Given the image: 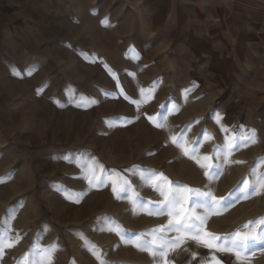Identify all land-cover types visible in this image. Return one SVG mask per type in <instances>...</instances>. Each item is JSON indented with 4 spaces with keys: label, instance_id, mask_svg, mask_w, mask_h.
<instances>
[{
    "label": "rangeland",
    "instance_id": "obj_1",
    "mask_svg": "<svg viewBox=\"0 0 264 264\" xmlns=\"http://www.w3.org/2000/svg\"><path fill=\"white\" fill-rule=\"evenodd\" d=\"M191 1L0 0V264H264V240L241 259L192 239L166 257L136 246L181 235L138 169L225 198L204 224L218 244L264 231V188L242 194L264 177V25L249 47L241 15L222 29ZM227 4L264 24V0ZM187 196L205 215L209 198Z\"/></svg>",
    "mask_w": 264,
    "mask_h": 264
},
{
    "label": "snow or ice",
    "instance_id": "obj_2",
    "mask_svg": "<svg viewBox=\"0 0 264 264\" xmlns=\"http://www.w3.org/2000/svg\"><path fill=\"white\" fill-rule=\"evenodd\" d=\"M243 139H245V141L247 142L250 138L243 137ZM173 142H176L175 138L173 139ZM178 147H181V145H178ZM192 151L193 153H195V149H193ZM184 154L188 155L187 150H185ZM192 158L195 159V155H193ZM205 159H208V157H205ZM197 163H200V161L197 160ZM201 167L210 168L211 166L202 164ZM138 171H142L145 173L144 178L146 180H153V177H155L161 181V185H163V187H161V185H155L157 191H159L160 194L164 197L163 201L160 202L161 207L157 210V214L167 212V214L172 217V219L169 220V224L172 226L173 229L181 233V235L177 236L175 239L169 240L167 238L162 237L159 241H157L155 235H153V238L150 241L142 240L143 234H141V236L137 237L136 241V246L140 248L141 251H148L153 256H156L158 254L161 257H166L167 250L174 249L175 247L179 246V243L183 240L192 239L203 247L209 249H216V251L218 252H231L237 257V259H241V253L247 251L249 240H264V231L257 235L253 230L243 235L240 231H237L230 238H226L225 241L219 244L216 243V241L219 240V237L206 232L204 229V224L209 215L219 214L217 210L225 206L222 203L225 198L216 200L215 197L212 196L211 192H201L198 189L194 190L188 188L187 186H182L178 184L173 186L172 182L168 181L167 177H165L162 173H156L154 170L151 169H138ZM204 174L206 176H209L208 171H205ZM4 179H8V177H5ZM82 179L88 180L89 187L96 186L97 184L103 185L106 182V179H102L99 175H96L95 173H93L91 179H89L87 176L82 177ZM209 179L211 180L213 179V177L209 176ZM153 183L155 184L154 180ZM125 184H127V181H125ZM255 185L256 186L251 188V190L249 191L248 183H243L242 194L244 198H247L251 193L258 194L257 188H264V177H259L255 182ZM112 191L114 193L117 192V188L113 186ZM189 192L193 193L196 196H205L209 198L207 200V207L204 208L205 215L200 216L196 215L194 212H189L188 208L186 207L188 204L187 193ZM235 195V192L230 193L229 198L234 197ZM78 198L79 197H77V199ZM117 198L119 199V195H117ZM201 207H203V205H201ZM193 216H195V219H193ZM173 220H175L174 224ZM181 220H183V223H181ZM254 223L264 224V219H261ZM244 227L247 228L248 225H245ZM162 230L163 229H161V231ZM7 239V235H5L3 239H0V252H2L5 247L11 246V244L6 243ZM156 246H158L160 249L159 253L154 252L152 250L153 247ZM195 255L196 254H193V258H195ZM43 261L44 257L42 256L40 264H43ZM213 262L214 264H221V261L218 260L215 255H212L210 259L206 258L204 261H202V264H213ZM164 264H169V262L165 261Z\"/></svg>",
    "mask_w": 264,
    "mask_h": 264
},
{
    "label": "crops",
    "instance_id": "obj_3",
    "mask_svg": "<svg viewBox=\"0 0 264 264\" xmlns=\"http://www.w3.org/2000/svg\"><path fill=\"white\" fill-rule=\"evenodd\" d=\"M226 0H198L191 1L190 8L195 9V13L203 18V21L212 26H221L222 29L229 26V21L226 19V15L233 11L235 15H241V19L238 20V28L243 35L241 38L247 42V46L253 44L259 45L262 39L261 29L264 25L262 17L255 9L251 8H230L228 7ZM230 27V26H229ZM250 43V44H248ZM252 43V44H251Z\"/></svg>",
    "mask_w": 264,
    "mask_h": 264
}]
</instances>
